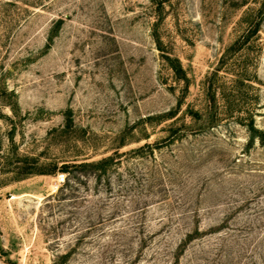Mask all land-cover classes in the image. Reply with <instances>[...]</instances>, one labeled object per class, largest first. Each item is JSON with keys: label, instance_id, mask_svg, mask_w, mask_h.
Returning a JSON list of instances; mask_svg holds the SVG:
<instances>
[{"label": "rangeland", "instance_id": "1", "mask_svg": "<svg viewBox=\"0 0 264 264\" xmlns=\"http://www.w3.org/2000/svg\"><path fill=\"white\" fill-rule=\"evenodd\" d=\"M253 127L264 0H0V264H264Z\"/></svg>", "mask_w": 264, "mask_h": 264}, {"label": "trees", "instance_id": "2", "mask_svg": "<svg viewBox=\"0 0 264 264\" xmlns=\"http://www.w3.org/2000/svg\"><path fill=\"white\" fill-rule=\"evenodd\" d=\"M159 6H162L160 3ZM259 29V23L256 24V29L253 30L251 34H246L244 39L238 41L234 46H232V52L236 53L244 48L246 43H248L249 39L253 35L257 33ZM166 60L168 61L171 68L176 72V74L181 75L183 73V70L177 60H174L173 58L166 56ZM212 101H215V98L212 97ZM251 143L254 142L256 139H260V142H262V145H264V132L261 130L253 127L251 129ZM171 140V137L168 138V141ZM164 144L160 143H154V144H148L147 146L152 149H161ZM143 149V147L139 148L137 152H140ZM116 164V158L115 155H111L105 158H102L101 160L95 161V162H83V163H64L62 165H49L45 170H40L37 168L36 164H31L29 162H25L22 166V173L24 175L29 174H45V175H56L58 173L66 174V185H69L70 176L72 174H94L97 175L98 181H102V177L104 174H106L114 165Z\"/></svg>", "mask_w": 264, "mask_h": 264}]
</instances>
